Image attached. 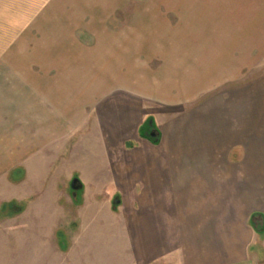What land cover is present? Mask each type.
<instances>
[{"label": "crops", "instance_id": "0c3cea01", "mask_svg": "<svg viewBox=\"0 0 264 264\" xmlns=\"http://www.w3.org/2000/svg\"><path fill=\"white\" fill-rule=\"evenodd\" d=\"M128 1L0 0L18 4L16 24L33 33L28 52L22 40L15 46L32 92L17 97V115L53 122L47 136L63 145L94 123L122 151L114 161L121 177L134 174L132 141L144 152V175L150 164L164 169L152 193L142 180L144 211L163 217L173 250L159 254L162 263L264 264L263 4ZM59 16L61 33L39 27ZM74 74L88 94L67 118L49 95ZM151 117L157 144L140 132Z\"/></svg>", "mask_w": 264, "mask_h": 264}, {"label": "rangeland", "instance_id": "374dc122", "mask_svg": "<svg viewBox=\"0 0 264 264\" xmlns=\"http://www.w3.org/2000/svg\"><path fill=\"white\" fill-rule=\"evenodd\" d=\"M250 1L240 4L264 7V1ZM128 2L175 4L176 0ZM229 3L239 4L237 0ZM16 11L18 4H0V264H173L162 263L158 257L173 250L163 238V217L144 211L148 203L142 195V180L152 193L164 169L150 164L144 175L138 163L144 152L135 149L136 142L126 143L134 148L127 159L134 161V174L121 177L114 161L122 151L116 150L110 136L103 140L94 123L90 131L76 130L63 145L62 140L55 144L57 138L47 136L53 122L42 115L33 119L17 115V97L32 92L29 80L20 79L21 74L27 77L30 73H21L16 66L15 46L17 39L22 40V49L28 52L32 32L30 24H16ZM23 11V17H28L29 9ZM38 23L59 34L63 17ZM79 85L74 74L70 83L49 95L54 107L65 104L66 116L78 115L83 107L82 96L88 91ZM48 140L49 145L44 144ZM75 177L85 185L84 190L72 188ZM98 178L101 185L96 183ZM115 179L120 185H102ZM116 190L122 202L114 208Z\"/></svg>", "mask_w": 264, "mask_h": 264}, {"label": "water", "instance_id": "95a60500", "mask_svg": "<svg viewBox=\"0 0 264 264\" xmlns=\"http://www.w3.org/2000/svg\"><path fill=\"white\" fill-rule=\"evenodd\" d=\"M146 136L155 144L159 143L160 141V134L158 133V131L157 133L152 131L151 133L146 134ZM71 184H72V188H74L76 192L85 189V185L81 182V180L78 177H75ZM121 202H122L121 196L117 195V197L114 199V208H117V205L120 204Z\"/></svg>", "mask_w": 264, "mask_h": 264}, {"label": "flooded vegetation", "instance_id": "af4514ba", "mask_svg": "<svg viewBox=\"0 0 264 264\" xmlns=\"http://www.w3.org/2000/svg\"><path fill=\"white\" fill-rule=\"evenodd\" d=\"M151 121H152V124H151ZM145 131L144 134H148V133H151L152 131H154L155 133H157V128L154 126V122L153 120L151 119L148 123H147V126H145ZM142 134V133H141Z\"/></svg>", "mask_w": 264, "mask_h": 264}, {"label": "trees", "instance_id": "16d2710c", "mask_svg": "<svg viewBox=\"0 0 264 264\" xmlns=\"http://www.w3.org/2000/svg\"><path fill=\"white\" fill-rule=\"evenodd\" d=\"M152 119V117L151 118H149L148 119V121L147 122H145L144 124H142V126H141V129H140V132L142 133V135H144V136H146V134H144V132L143 131H145V126H147V123L150 121ZM153 120V119H152ZM154 126H155V124H154ZM156 127V126H155ZM20 211V210H19Z\"/></svg>", "mask_w": 264, "mask_h": 264}]
</instances>
